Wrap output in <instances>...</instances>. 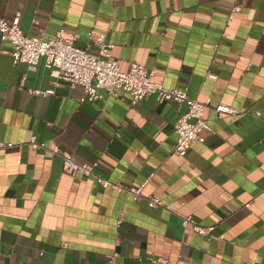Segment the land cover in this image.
Masks as SVG:
<instances>
[{
  "label": "crops",
  "instance_id": "crops-1",
  "mask_svg": "<svg viewBox=\"0 0 264 264\" xmlns=\"http://www.w3.org/2000/svg\"><path fill=\"white\" fill-rule=\"evenodd\" d=\"M0 16H19L33 38L64 28L92 52L89 32L104 33L121 70L154 67L166 88L206 104L212 128L177 155L185 105L155 94L133 105L126 92L81 100L84 88L56 86L44 58L14 64L0 35V141L24 143L0 149V264H105L114 252L116 264H264V0H0ZM220 103L240 113L218 118ZM63 155L100 160L96 175L163 205L72 175Z\"/></svg>",
  "mask_w": 264,
  "mask_h": 264
},
{
  "label": "built area",
  "instance_id": "built-area-1",
  "mask_svg": "<svg viewBox=\"0 0 264 264\" xmlns=\"http://www.w3.org/2000/svg\"><path fill=\"white\" fill-rule=\"evenodd\" d=\"M240 6L233 7V11H239ZM233 23V20H229ZM0 35L3 41L11 43V55L14 64L26 63L30 69H35L41 58L45 60V66L54 84L59 85V80L69 82L71 87L81 85L84 88V96L81 100H105L111 97L120 96V92H126L131 96V103L136 105L140 100L149 95H156L159 103H175L179 106L185 105L186 109L180 111L175 124L176 141L174 152L180 156H186L191 145L199 140L203 130L212 131V128L205 118L206 104L189 96L186 90L179 88H166L161 82L155 79L156 69L138 62H131L128 70H121L119 61L112 55L113 43L106 40L104 33L89 32V37L97 46V51L76 45L77 35L66 36L64 28L59 29L54 36L47 40L28 36L22 30L19 23V16L14 22L9 23L0 16ZM213 76L212 74H210ZM39 94H53L54 88L45 91L37 90ZM217 117L224 115H237L240 112L223 103L215 107ZM29 144L34 147L45 148L43 142H38L33 136ZM24 146L23 142L0 141V149ZM54 153H59V146L53 147ZM100 160L92 164L79 163L72 155H63V169L72 174L84 176H96L97 181L103 187L112 185L119 191L127 190L134 195L135 199L145 198L148 205L158 207L163 205L159 196H145L142 187L124 188L120 184L110 182L95 174V168ZM249 206V203L246 204ZM183 225H191L193 230L200 235L212 236L213 226H203L192 216L181 215ZM117 253L109 255L105 264H116ZM153 262L167 263L168 260L161 257H152ZM177 264H179L177 262Z\"/></svg>",
  "mask_w": 264,
  "mask_h": 264
}]
</instances>
